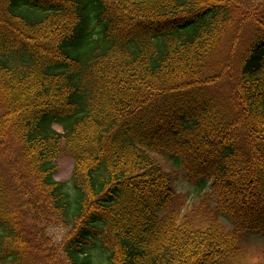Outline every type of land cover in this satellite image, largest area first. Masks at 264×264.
Returning a JSON list of instances; mask_svg holds the SVG:
<instances>
[{
    "label": "trees",
    "instance_id": "1",
    "mask_svg": "<svg viewBox=\"0 0 264 264\" xmlns=\"http://www.w3.org/2000/svg\"><path fill=\"white\" fill-rule=\"evenodd\" d=\"M250 235L264 0H0V264H263Z\"/></svg>",
    "mask_w": 264,
    "mask_h": 264
},
{
    "label": "rangeland",
    "instance_id": "2",
    "mask_svg": "<svg viewBox=\"0 0 264 264\" xmlns=\"http://www.w3.org/2000/svg\"><path fill=\"white\" fill-rule=\"evenodd\" d=\"M228 43L225 44V46ZM226 51V47H224L221 50V53L219 55H222L224 60L225 55L223 53ZM231 89V83L229 80L224 79L220 82L218 86V95L220 94H228V92ZM73 156L69 153L62 152L56 162L57 170L54 178L57 181H60L65 184V186L68 188V185H70V177L71 172L73 168ZM173 169L178 171L177 175V181L175 182V189L177 194L181 195V197L186 201V204L189 206L193 203H195L204 192H208V184L206 187L201 191L199 189V183L198 184H191L189 183L185 177L183 172L181 171L179 166H172ZM223 223L227 224L224 219H222ZM101 248H96L93 251V256L95 258H99ZM243 262H261L264 264V238L260 236H247L243 242V256H242ZM238 264V261H237Z\"/></svg>",
    "mask_w": 264,
    "mask_h": 264
}]
</instances>
